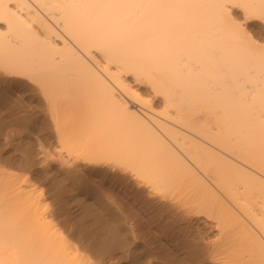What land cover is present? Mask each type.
I'll list each match as a JSON object with an SVG mask.
<instances>
[{
  "label": "bare ground",
  "instance_id": "1",
  "mask_svg": "<svg viewBox=\"0 0 264 264\" xmlns=\"http://www.w3.org/2000/svg\"><path fill=\"white\" fill-rule=\"evenodd\" d=\"M0 83L49 101L45 159L180 191L264 264V0H0ZM48 215L0 171V264H95Z\"/></svg>",
  "mask_w": 264,
  "mask_h": 264
},
{
  "label": "rangeland",
  "instance_id": "2",
  "mask_svg": "<svg viewBox=\"0 0 264 264\" xmlns=\"http://www.w3.org/2000/svg\"><path fill=\"white\" fill-rule=\"evenodd\" d=\"M21 85L0 83V171L34 184L52 222L95 264L261 263L232 218L222 233L214 216H175L180 191L150 195L130 176L72 171L73 164L45 159L43 149L56 142L53 108L32 85Z\"/></svg>",
  "mask_w": 264,
  "mask_h": 264
}]
</instances>
